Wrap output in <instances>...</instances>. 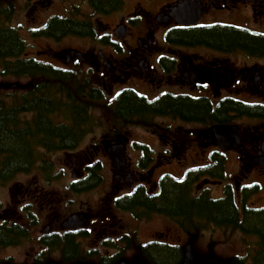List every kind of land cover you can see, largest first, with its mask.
<instances>
[{
	"label": "flooded vegetation",
	"instance_id": "obj_1",
	"mask_svg": "<svg viewBox=\"0 0 264 264\" xmlns=\"http://www.w3.org/2000/svg\"><path fill=\"white\" fill-rule=\"evenodd\" d=\"M0 1L3 8H8L5 10L6 16L3 15L0 19V24L18 30L27 44L23 57L64 71L94 74L99 78L95 80L97 86L101 87L102 92L110 99L125 91L143 97L148 103L162 102L167 97L180 99L182 102L206 100L212 109H216L221 101L232 99L240 102L239 111L243 104L250 105L247 108L252 109L254 113L245 115L232 112L228 114L230 119L222 123L237 124L241 129L240 142L232 148L224 150L220 146L206 144V130L211 125L206 126L203 133L196 136V143H193V140H190L192 126L203 124L197 122L196 118L185 115L184 117L180 113L161 115L155 116L151 121V124L157 125L159 119H162L168 125L165 131L153 129L151 132L154 139L160 142L159 149L153 150L148 142H133V146L140 153L139 168L146 173L130 168V137L125 136L128 134L126 131L124 136L117 135L120 138H115L117 142L111 145L103 139L101 144L91 143L84 151L86 162L83 158L78 159L72 173L73 180L66 188L55 184L59 179L58 173L51 175L48 181L39 175L40 180L34 183L31 181L28 184H12L9 190L13 192L12 199H16L14 203L17 205L6 208V204L0 200V264H5L3 251L7 247L23 245L5 246L4 226L6 222L17 224L24 218L25 213L29 214L23 222L25 226H28L30 221L33 222L30 214L36 217L35 226L30 227L32 233L38 236L55 234L67 239L66 246L56 249L54 254L63 256L64 264H102L101 262L107 261L108 258L110 260L105 264H117L121 261L127 264H161L158 261L159 250L162 248H167L163 256H174L176 261L173 264H181L190 243L193 252L204 264H264L263 232L246 233V230H252L253 227L246 226L249 219L244 215L245 209L264 210V0H124L119 9L108 13L97 11L91 0H81L63 14H48L56 0ZM20 2L23 3L22 9L31 22L28 27L15 22ZM183 4L187 5L186 14L193 17L189 24L181 22L190 21L186 14L179 11ZM54 17L66 18L78 26L72 25L59 35L47 33ZM105 18L111 22H104ZM81 22L88 25H81ZM121 26H124L125 30L123 38L117 36ZM89 29L90 34H82ZM229 31L243 32L244 36L251 40H242L243 44L230 46L224 38V33ZM68 38L90 40L94 44L84 51L67 46L60 51H39L40 54L37 55L29 52L32 39L62 43ZM69 60L75 64L71 65ZM197 71L202 73L196 75ZM215 77L217 80L212 83L207 80H194ZM231 77L233 80L229 82ZM119 84L123 87L115 88ZM25 85L28 84H20L19 91H22ZM57 121L63 122V117L60 116ZM119 143L126 146V164L118 167L112 158V165L115 176L121 183L113 185L114 189L103 207L99 205V209H94L85 206L80 198L99 187L104 179L98 157L101 154L110 155L108 150ZM193 153L199 154L203 163L190 167L182 176L170 172L157 174L164 165L179 163L183 156ZM143 157H146L144 159L147 164L144 168L139 164ZM229 160H232L230 172L227 171ZM97 164L100 170L96 173L97 178L93 180L90 177L95 172L93 167ZM196 168H205L206 173L199 176L193 184L192 196L206 193L213 198H221L229 193L239 209L237 220L241 225L238 228L229 224L223 227L214 224L206 227L197 225L193 226L191 232H186L176 222L177 218L156 211L151 212L153 204L161 205L164 201L162 182L165 176L181 180L190 169ZM86 180L92 181L87 187L79 183ZM7 184L9 182L1 183L0 187ZM124 184H132L131 189L126 190ZM213 186L218 188L221 194H215ZM135 193L144 196L141 200L142 215L139 216L124 207H117L119 199L132 197ZM256 200L263 205L255 204ZM80 212L88 215L87 227L70 228L65 225L71 215ZM119 213L130 214L140 221H150L155 216L168 218L177 225L176 230L186 233L188 241L186 244L182 243L180 236L175 240L171 228L155 232L151 239L142 240L138 231L132 234L126 229ZM193 220L199 221L198 217ZM214 229H221L225 235H229L230 231L242 234L248 238L251 245L234 254L230 261L203 258L197 248V252L195 251V245L202 234ZM87 243H90V247L86 246ZM129 251L135 252L132 263L121 256ZM36 252L37 250L34 254ZM179 252L182 253L181 258L178 257ZM52 261L58 262H50Z\"/></svg>",
	"mask_w": 264,
	"mask_h": 264
},
{
	"label": "trees",
	"instance_id": "obj_2",
	"mask_svg": "<svg viewBox=\"0 0 264 264\" xmlns=\"http://www.w3.org/2000/svg\"><path fill=\"white\" fill-rule=\"evenodd\" d=\"M91 1L97 11L108 13L119 9L124 0ZM7 9L2 7L0 1V19L3 15L6 16ZM65 19L54 17L48 26L50 31L47 33L59 35L72 25L78 26L75 22ZM84 24L88 25L81 22V25ZM90 31V29L83 31L82 34H90ZM224 38L230 46L243 44L242 40H251L239 31L224 33ZM26 47L27 44L16 28L0 24V75L28 80L26 83L28 85H25L22 91L13 84L0 85V184L10 182L19 174L30 173L35 169L40 170L41 176L48 181L51 175L56 174L53 171L55 166L51 157L57 152H70L79 147L83 139L91 134L99 123L95 108L100 107L105 101H107L106 105L110 106L108 110L114 120L119 125H124L120 128L125 126L152 128L151 121L155 116L176 113L196 118L197 122L206 126L227 122L231 117L228 114L232 112L254 114L252 109L247 108L250 105L241 104V111H239L240 102L232 99L221 101L216 109H212L206 100L182 102L180 99L167 97L162 102L148 103L143 97L125 91L114 99H110L102 92L101 87L97 86L95 80L99 78H96L94 74L73 70L64 71L52 65L25 58L22 55ZM60 116L63 117V122L57 121ZM144 158L146 157L139 161L142 168L147 166ZM93 169L95 172L90 178L95 180L96 173L100 170L99 164ZM204 173H206L205 168H196L190 169L181 180L165 176L162 182L164 201L161 205L153 204L150 208L151 212L156 211L168 217L177 218L176 222L186 232H191L193 226L197 225L206 227L214 224L223 227L229 224L238 228L241 225L237 220L240 215L239 209L229 193L221 198H213L206 193L192 196L193 184ZM91 182L86 180L79 183L87 187ZM143 198L141 193H135L132 197L119 199L117 207L131 210L135 216L142 215L141 200ZM23 215L24 218L17 224L6 222L3 229L5 246L25 244L35 241L34 238H36L34 245L39 246V251L34 256L35 264H48L51 260L64 264L63 256L54 254L56 249H63L66 246L67 239L55 234L35 235L30 227L35 226L36 217L30 214L33 222L30 221L29 225L25 226L23 222L27 220L29 214ZM244 215L249 219L246 221V226L253 227L252 230H246V233L263 232L264 237V218H262L264 210L245 209ZM194 217H198L199 221L195 222ZM166 249L159 250L160 261L158 262L173 264L176 261L173 259L174 256L171 255L172 257L169 258L163 256ZM181 254L179 252L178 257L181 258ZM106 260L109 261L110 258ZM107 261L103 260L101 263L105 264ZM154 261L157 260L154 259Z\"/></svg>",
	"mask_w": 264,
	"mask_h": 264
},
{
	"label": "rangeland",
	"instance_id": "obj_3",
	"mask_svg": "<svg viewBox=\"0 0 264 264\" xmlns=\"http://www.w3.org/2000/svg\"><path fill=\"white\" fill-rule=\"evenodd\" d=\"M130 1V0H128ZM56 3L54 4L53 8L49 11L48 14L52 13H58L63 14L68 12V9L73 8L75 5H77L78 2H81V0H56ZM23 3L20 2L18 4L17 8V17L15 19V22L17 23H23L26 27H28L31 22L29 18L27 17V13L22 9ZM104 22L110 23V19H103ZM24 35L27 37L28 40L30 38L27 36V34L24 33ZM32 47L29 49V52L31 54H40L39 51L42 53H46L47 51L56 50L60 51L62 48H65L67 46H73L80 50H85L86 48H90L93 46L94 42L90 40H83V39H76V38H68L62 43H56L53 41H45V40H38L35 41L32 39ZM96 44V43H95ZM97 47H99L98 44H96ZM71 65H74L75 62L70 61ZM80 66H84V64H80ZM87 66V65H86ZM84 72V71H83ZM85 73V72H84ZM27 79H14L9 77H2L0 75V85L1 86H10L13 84L15 87H19L20 84H26ZM111 86H113V83H111ZM122 85H116L115 88H122ZM5 89V88H4ZM3 89V90H4ZM106 102H103V104L100 107H96L95 111L96 119L99 121L97 123L96 128L94 131L89 134L85 140L80 144V147L77 150H73L70 152H57L56 155H53L51 157V160L53 161V164L55 166V173L59 174V179H57V182L55 184L62 185L63 188H66V185L69 184L73 180V170L76 168L77 161L79 158L85 157L84 151L87 149V147H90L91 143L93 144H101L102 139L107 140L110 142L108 145H111L112 143L117 142L115 138H118L117 135H125L124 133L128 131V134L125 136L130 137V145H129V163L130 168L132 170H139L141 173H146V171L141 170L138 165V160L140 158L139 150L135 149L133 146V142H148L151 147L154 149H159V141H156L151 134L153 129H162L165 131L166 127L168 126L162 119H159V123L152 124V129L146 128L144 126H125L123 128H120L119 123H117L113 115L110 113L106 106ZM243 125H247V123L241 122ZM124 126V125H122ZM121 126V127H122ZM188 127V126H186ZM206 129V125L204 124H195L192 126L191 129V137L190 140H193V143H196V136L203 133V131ZM120 138V136H119ZM118 138V139H119ZM99 160L101 162L102 166V174L104 176V179H102L101 184L96 189L89 191L85 193L80 199L83 200V204L85 206H91L94 209H99V205L103 207L104 204L107 203L108 197L112 190L114 189L113 185L118 184V182L121 183L119 178L115 176L114 173V166L112 161V156L107 154H101L99 157ZM85 160V159H84ZM86 162V160L84 161ZM229 170L232 165V160H229ZM203 163L200 159V155L193 153L189 154L188 156H183L181 161L179 163L175 162L173 165L167 164L164 165L162 168H160L159 171H157V174H162L166 172H170L171 174H174L176 176H182L185 171H187L190 167H194L196 165H200ZM234 164V162H233ZM38 169H35L34 171H31L30 173H23L19 174L14 180L9 182V184L5 185V187H0V200L1 202H4L6 204V208L14 207L17 205L14 199H12V194L9 190L10 186L15 183H24L28 184L29 182L34 183L37 180H40L41 172L37 171ZM39 173V174H37ZM158 176V175H156ZM126 190L127 188L131 189V186L129 184L123 185ZM129 189V190H130ZM213 191L215 194H221V192L218 190V188H215L213 186ZM79 202V201H78ZM255 204L263 205V203H260L258 200L255 201ZM121 217H123V223L126 226V229L129 230L132 234L134 231H138L139 235L142 240H148L153 238V235L155 232L159 231H165L167 228L173 229V235L174 239L176 240L178 236H180L183 240L182 243L186 244L188 241V236L186 233H184L182 230H176V224L173 223L168 218H165L163 216H155L152 217L150 221H140L132 217L130 214H120ZM45 226V224H44ZM40 233V232H39ZM37 235V234H35ZM36 241V238H34ZM246 241H245V240ZM35 241L26 242L25 244L21 246H15V247H7L3 252V259L5 264H33L34 260V252L37 250L36 253L39 251V246L34 245L36 244ZM90 243H87L86 246H89ZM250 242L247 237H244L242 234H238L237 232L230 231L229 235H225L224 232L221 229H214L207 231L205 234H202L201 239L197 242L195 245V251L197 252L196 248L198 249L199 253L203 258H208L211 260H222V261H230L234 254L240 252V250L246 246H250ZM135 253V252H134ZM132 251H129L127 253H123L121 255L123 258H125L127 261L132 263L135 259V254Z\"/></svg>",
	"mask_w": 264,
	"mask_h": 264
},
{
	"label": "water",
	"instance_id": "obj_4",
	"mask_svg": "<svg viewBox=\"0 0 264 264\" xmlns=\"http://www.w3.org/2000/svg\"><path fill=\"white\" fill-rule=\"evenodd\" d=\"M187 5L183 4L180 6L179 11L186 14ZM187 18L190 19V21H181L184 24L191 23V19L193 18L192 15L186 14ZM125 34L124 26L119 27V30L117 31V36L119 38H123ZM199 73H202L201 71H197L196 75H199ZM194 80H200V82H203L202 80H207L208 82L212 83L217 80L215 79H201L196 78ZM233 78L231 77L229 82H232ZM241 139V129L237 124H222V123H216L211 125L206 130V135L204 138V141L206 144H211L214 146H220L222 149H228L232 148L233 146L237 145L240 142ZM108 153L113 157V160L115 164L118 167L124 166L126 164V146L122 143H119L117 145H113L108 150ZM65 225L70 228H77V227H87L89 225V218L86 213H75L71 215L65 222ZM48 264H59L56 261H52ZM117 264H127L124 261H121ZM140 264H148L146 262H142ZM181 264H204V262L196 256V254L193 252L192 244L190 243L187 246V252L185 253L184 261Z\"/></svg>",
	"mask_w": 264,
	"mask_h": 264
}]
</instances>
